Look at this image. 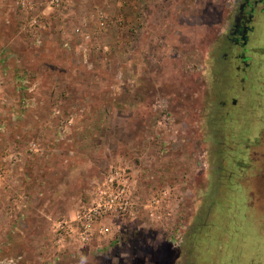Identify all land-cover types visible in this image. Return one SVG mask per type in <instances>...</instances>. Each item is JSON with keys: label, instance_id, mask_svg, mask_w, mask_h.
Listing matches in <instances>:
<instances>
[{"label": "rangeland", "instance_id": "374dc122", "mask_svg": "<svg viewBox=\"0 0 264 264\" xmlns=\"http://www.w3.org/2000/svg\"><path fill=\"white\" fill-rule=\"evenodd\" d=\"M23 1L7 10L20 55L0 98V264H249L264 251L248 167L261 115L221 103L239 95L217 37L237 0H115L113 17L105 3ZM121 162L143 195L173 189L171 215L143 231L118 221L89 246L58 243L53 223Z\"/></svg>", "mask_w": 264, "mask_h": 264}, {"label": "built area", "instance_id": "2783aa9c", "mask_svg": "<svg viewBox=\"0 0 264 264\" xmlns=\"http://www.w3.org/2000/svg\"><path fill=\"white\" fill-rule=\"evenodd\" d=\"M129 0H120L122 6ZM74 0H48V7L66 8ZM23 7L32 8V2L25 0ZM101 26L107 27L111 20L108 14L97 15ZM119 25L125 26L127 18L120 17ZM37 17H31L30 26H40ZM79 31V29H77ZM34 146V145H33ZM31 151L39 147H30ZM86 200L80 199L74 214L70 218L53 223L52 229L57 235L58 243L74 248L89 246L94 239L113 237L121 230L118 221L134 225L137 231H143L160 223L171 215L173 189L158 187L145 196L141 192L137 172L127 163H111L108 170L89 183Z\"/></svg>", "mask_w": 264, "mask_h": 264}, {"label": "flooded vegetation", "instance_id": "af4514ba", "mask_svg": "<svg viewBox=\"0 0 264 264\" xmlns=\"http://www.w3.org/2000/svg\"><path fill=\"white\" fill-rule=\"evenodd\" d=\"M227 17L217 35L222 53L220 59L235 71L239 95L230 103H221L233 109L246 108L249 120L253 118L254 122L261 115V126L249 129V208H257L254 219L259 221V232L264 235V147H258L264 145V0H237ZM245 93L248 101L244 104L242 96ZM258 112L260 115L252 116ZM262 250L260 247L249 258V264H264Z\"/></svg>", "mask_w": 264, "mask_h": 264}, {"label": "crops", "instance_id": "0c3cea01", "mask_svg": "<svg viewBox=\"0 0 264 264\" xmlns=\"http://www.w3.org/2000/svg\"><path fill=\"white\" fill-rule=\"evenodd\" d=\"M79 2L82 3L83 6H88L94 3H105L108 8L111 10L112 17L115 14L114 12L119 11V7L115 4V0H76V5H79ZM85 2V3H83ZM11 7L10 0H0V64L3 67L1 68V77H0V98L1 94L3 97V93L6 89L12 87L13 83V73L12 69L6 71L5 65L7 62L13 59L14 55L19 56L15 50V41H18V36H10L8 32V25H11V19L8 17L7 10ZM4 43V46L2 45ZM17 45V44H16ZM18 50V49H16ZM7 93V92H6ZM102 102L105 98H101ZM1 101V99H0ZM107 101V100H106ZM104 101V102H106Z\"/></svg>", "mask_w": 264, "mask_h": 264}, {"label": "trees", "instance_id": "16d2710c", "mask_svg": "<svg viewBox=\"0 0 264 264\" xmlns=\"http://www.w3.org/2000/svg\"><path fill=\"white\" fill-rule=\"evenodd\" d=\"M15 247L18 246V244L15 242L14 243ZM23 264H26L25 260L22 261Z\"/></svg>", "mask_w": 264, "mask_h": 264}]
</instances>
